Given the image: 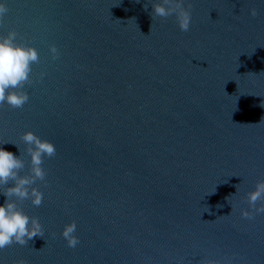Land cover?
Here are the masks:
<instances>
[{
	"label": "water",
	"instance_id": "obj_1",
	"mask_svg": "<svg viewBox=\"0 0 264 264\" xmlns=\"http://www.w3.org/2000/svg\"><path fill=\"white\" fill-rule=\"evenodd\" d=\"M5 2L0 34L40 62L25 106H0V144L23 154L31 130L56 154L42 204L21 205L43 237L0 264H264V214L240 211L264 179V0H186L187 32L147 0Z\"/></svg>",
	"mask_w": 264,
	"mask_h": 264
},
{
	"label": "clouds",
	"instance_id": "obj_2",
	"mask_svg": "<svg viewBox=\"0 0 264 264\" xmlns=\"http://www.w3.org/2000/svg\"><path fill=\"white\" fill-rule=\"evenodd\" d=\"M185 3L186 0H147L144 8L147 10L151 5V17L167 19L174 15L180 30L187 32L190 30L192 15L191 4L188 3L185 7ZM8 11L5 0H0V22H3ZM250 14L255 17L257 9H250ZM49 51L52 59L59 57L55 44L49 46ZM39 62L36 47L20 42L14 28L7 34H0V106L7 104L12 109H22L25 106L29 100L28 92L24 90L25 85L32 83L33 65ZM43 75L41 72L40 76ZM261 106L264 107V104ZM20 138L25 145L23 154L20 146L14 142L3 143L14 144L20 152L19 156L0 146V194L5 197L4 203L0 204V250L14 243L24 246L34 237H43L39 219L30 217L21 205L25 200H30L36 207L42 204L43 192L35 184L37 181H45L47 173L43 167L44 157H54L56 147L31 130L24 131ZM24 155L30 157L26 172ZM234 187L237 188V185ZM231 195L233 194L229 196ZM229 196L225 199L228 200ZM246 198L248 208L240 210L242 217L253 219L256 214H264V179L257 181L254 190L248 192ZM76 229L75 221L65 224L62 229L61 234L69 248H75L80 242L75 234ZM14 264H25V261L17 260ZM200 264H219V261L203 259Z\"/></svg>",
	"mask_w": 264,
	"mask_h": 264
}]
</instances>
